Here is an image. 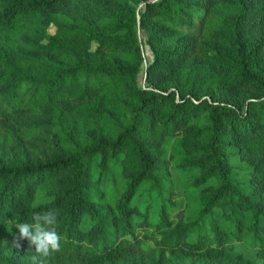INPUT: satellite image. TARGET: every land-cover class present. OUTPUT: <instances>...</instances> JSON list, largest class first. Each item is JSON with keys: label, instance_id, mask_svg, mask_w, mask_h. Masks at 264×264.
<instances>
[{"label": "trees", "instance_id": "obj_1", "mask_svg": "<svg viewBox=\"0 0 264 264\" xmlns=\"http://www.w3.org/2000/svg\"><path fill=\"white\" fill-rule=\"evenodd\" d=\"M48 210L28 264H264V0H0V246Z\"/></svg>", "mask_w": 264, "mask_h": 264}, {"label": "rangeland", "instance_id": "obj_2", "mask_svg": "<svg viewBox=\"0 0 264 264\" xmlns=\"http://www.w3.org/2000/svg\"><path fill=\"white\" fill-rule=\"evenodd\" d=\"M54 30L55 28L53 26H50L48 28V32L50 34H52ZM137 31H138L139 41L142 45V49L146 56V61L144 62V64H142L141 70L138 74L139 85L143 87L145 85L144 84L145 83L144 82L145 67L147 65V62H150L152 60V52L146 43V38H147L146 32L143 29H141L139 25L137 27ZM94 46L95 45L93 44L92 47L94 48ZM170 146H168V150ZM169 164L172 165V160H170ZM170 165H169V168H170ZM170 171L172 173V177L174 178L175 188L179 191L178 193L179 196H184V193L181 189V184L183 180L186 181L187 178L189 177H183L179 173L172 171V169ZM237 179L239 180L245 179L242 172L238 173ZM196 204H197V199H195L194 201L193 200L189 201L188 202L189 206H187V202L182 199L179 201L178 208L179 210H183V211L188 208L190 209L193 208L192 210H190V211H193ZM174 214L175 212L173 213V216ZM143 252H144L146 259L148 257H151V259L153 260L161 261V264H237L236 261L232 257H230V259H218V258H214L210 256L193 254V253H190L182 249L166 250L165 252H161L154 245H152V243L144 246ZM244 252H246V250ZM33 256H34L33 251L23 244H21L19 248H16L13 246L12 241H11L7 244H4L3 246H0V264H28L29 261L33 259ZM238 259L240 261L239 257ZM107 264H121V263L113 259L112 262H108Z\"/></svg>", "mask_w": 264, "mask_h": 264}, {"label": "clouds", "instance_id": "obj_3", "mask_svg": "<svg viewBox=\"0 0 264 264\" xmlns=\"http://www.w3.org/2000/svg\"><path fill=\"white\" fill-rule=\"evenodd\" d=\"M58 212L48 210L37 212L32 216L33 223H16L18 234L13 236L12 244L19 248L22 241H27L28 247L33 249V260L51 257L60 251V235L54 230L57 225Z\"/></svg>", "mask_w": 264, "mask_h": 264}]
</instances>
